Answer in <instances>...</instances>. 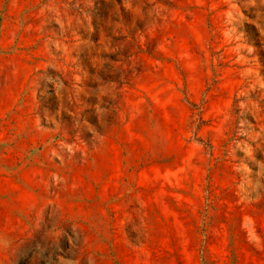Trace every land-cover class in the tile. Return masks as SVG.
<instances>
[{"label":"rangeland","instance_id":"rangeland-1","mask_svg":"<svg viewBox=\"0 0 264 264\" xmlns=\"http://www.w3.org/2000/svg\"><path fill=\"white\" fill-rule=\"evenodd\" d=\"M0 264H264V0H0Z\"/></svg>","mask_w":264,"mask_h":264}]
</instances>
